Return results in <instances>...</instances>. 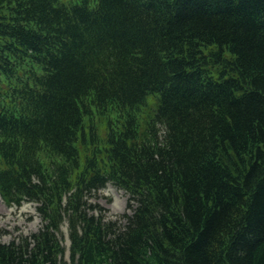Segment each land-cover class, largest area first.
<instances>
[{
  "label": "trees",
  "instance_id": "1",
  "mask_svg": "<svg viewBox=\"0 0 264 264\" xmlns=\"http://www.w3.org/2000/svg\"><path fill=\"white\" fill-rule=\"evenodd\" d=\"M0 194V264H264V0H0Z\"/></svg>",
  "mask_w": 264,
  "mask_h": 264
},
{
  "label": "rangeland",
  "instance_id": "2",
  "mask_svg": "<svg viewBox=\"0 0 264 264\" xmlns=\"http://www.w3.org/2000/svg\"><path fill=\"white\" fill-rule=\"evenodd\" d=\"M65 2L66 0H60ZM103 132V131H102ZM93 149H90V152ZM80 153V152H79ZM68 192L63 195L61 205L66 207ZM84 198L87 205L81 206L87 212H91L102 220H118L124 222V215L130 214L131 209L127 208L128 193L114 185L111 181L105 183L98 190H92L85 193ZM39 202L20 199L17 201H8L0 194V242L8 243L21 235H27L38 231L44 224L40 211ZM90 207L92 208L90 211ZM64 215L58 224L56 232L60 244L64 247V259L69 261L68 221L66 217L67 210L62 209Z\"/></svg>",
  "mask_w": 264,
  "mask_h": 264
}]
</instances>
